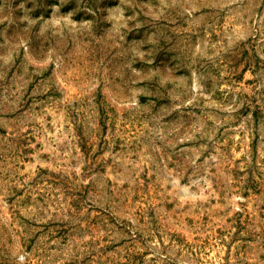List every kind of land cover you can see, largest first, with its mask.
Wrapping results in <instances>:
<instances>
[{"label": "rangeland", "instance_id": "rangeland-1", "mask_svg": "<svg viewBox=\"0 0 264 264\" xmlns=\"http://www.w3.org/2000/svg\"><path fill=\"white\" fill-rule=\"evenodd\" d=\"M0 264H264V0H0Z\"/></svg>", "mask_w": 264, "mask_h": 264}]
</instances>
